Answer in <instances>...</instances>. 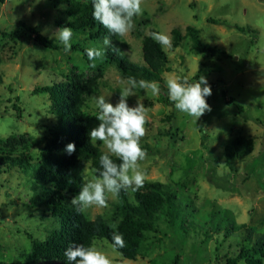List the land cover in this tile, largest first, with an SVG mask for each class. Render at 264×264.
<instances>
[{"label": "rangeland", "instance_id": "obj_1", "mask_svg": "<svg viewBox=\"0 0 264 264\" xmlns=\"http://www.w3.org/2000/svg\"><path fill=\"white\" fill-rule=\"evenodd\" d=\"M65 7L63 3L54 7L49 0L0 3V152L39 159L57 119L43 90L48 84L73 79L100 82V91L84 105L93 115L98 111L93 97L104 95L113 105L119 100L128 78L117 66L103 58L92 66L83 51L72 47L66 52L57 40L61 48L54 50L5 34L25 22L39 25L52 37L67 27ZM209 17L237 23L244 30L211 22ZM134 19L135 27L126 36L108 37L112 43L121 44L130 60L143 64V37L152 28L165 31L171 46L163 48L172 68L164 71L165 78L206 76L213 89L208 97L211 111L195 123L162 92L152 96L150 90L136 89L150 109L141 139L147 156L139 163L146 180L169 184L175 211L159 212L157 230L146 232L145 248L135 260L124 258L105 238L94 241L113 264H224V256L236 254L240 246L251 250L264 243V0H143V13ZM188 25L200 30L203 42L222 47L229 56H205L194 50L186 34ZM175 28L185 35L177 46H173ZM72 41L85 48L103 45L88 39L87 32L75 34ZM137 96L128 98L130 106ZM228 100L238 102L243 111ZM240 130L255 136V150L245 160H230L224 148ZM100 148L106 151L102 142ZM4 169L0 167V261L23 263L34 237L45 238L57 224H52L49 210L31 204L35 187L31 176L18 168ZM92 170L86 161L83 176ZM117 201V195L109 194L107 207L84 212L92 219L102 215L116 226ZM242 224L246 227L239 229ZM54 262L44 259L39 264Z\"/></svg>", "mask_w": 264, "mask_h": 264}, {"label": "trees", "instance_id": "obj_2", "mask_svg": "<svg viewBox=\"0 0 264 264\" xmlns=\"http://www.w3.org/2000/svg\"><path fill=\"white\" fill-rule=\"evenodd\" d=\"M5 0H0L4 2ZM54 7L65 4V13L69 17L67 27L73 29L74 35L87 32L88 39L103 41L113 34L95 20L92 16V0H49ZM214 23H224L235 26L240 30L244 27L237 23H230L225 19L209 17ZM156 31L154 28L150 32ZM173 46H177L185 36L177 28L173 30ZM11 38L25 41H34L37 45L48 49L58 50L59 42L42 32L39 25L23 22L15 31L5 33ZM186 34L192 40V48L198 53L207 55L229 56L220 46H212L200 38V30L194 25L187 26ZM73 35V36H74ZM120 53H114L111 48L103 56L105 63L118 67L126 77H136L137 80L158 81L163 95H167L166 78L164 71H171L170 58L158 42L145 35L142 40L143 64L129 59L123 46L114 42ZM102 45L101 47H103ZM72 47L86 54L85 47L79 42L72 41ZM2 78L0 76V82ZM101 89V84L95 79L82 82L73 79L71 83H52L43 87L49 94L50 111L56 116V126L51 130V137L38 160L22 154L0 152V167L6 170L18 168L27 176H31L35 187L30 202L38 207H45L51 213L52 224L45 238H35L26 262L0 264H39L42 260H54L52 264H67L64 255L70 243L91 244L96 239L105 238L111 243L114 230L123 233L124 248L116 250L124 257L137 259L138 253L145 248L146 232L156 231L159 212L175 211L174 192L169 184L162 181L145 180L144 186L136 192L121 191L117 195L115 214L120 217L119 223L114 226L104 216L90 218L86 212H77L70 203L72 195H77L84 183V164L91 162L92 168H100V141L93 144L90 141V130L96 127L99 121L96 115L84 110L87 98ZM234 105L243 111V106L235 100ZM75 142L76 151L68 154L66 146ZM256 138L242 130L225 145L224 153L230 160H245L255 150ZM64 149L66 152H62ZM116 163L120 160L113 156ZM4 169V170H5ZM17 169V170H18ZM246 225H240L239 229ZM33 236V235H32ZM238 249L236 254H226L224 264H264V243L254 246L251 250ZM49 264V263H47Z\"/></svg>", "mask_w": 264, "mask_h": 264}, {"label": "clouds", "instance_id": "obj_3", "mask_svg": "<svg viewBox=\"0 0 264 264\" xmlns=\"http://www.w3.org/2000/svg\"><path fill=\"white\" fill-rule=\"evenodd\" d=\"M143 13V0H92V16L116 37L126 36L135 27V19ZM151 38L165 49L171 46L170 36L162 30L149 33ZM73 29L61 27L51 38L59 41L66 52L72 50ZM103 47L91 46L85 49L88 60L95 66L97 58H103L108 49L119 54L120 49L105 37ZM167 97L176 110L197 121L211 111L208 97L213 93L206 76L199 75L192 79L188 75H171L166 79ZM150 90L152 96H159L161 86L158 81L137 80L129 77L121 88L119 100L113 105L104 95L93 97L94 106L98 110L96 127L91 128L90 141L102 142L106 148L100 155V168H94L92 174L85 175L80 192L75 195L71 204L77 212H83L92 207H107L109 194L119 195L131 189L139 191L145 183L147 174L142 169L140 161L147 156L141 145V139L146 133V123L150 119V109L136 95V89ZM137 96L135 105L130 106L128 98ZM68 154L76 151L75 142L66 146ZM113 156L120 160L116 163ZM111 247L124 248L123 233L113 231ZM64 255L67 264H113L109 255L93 241L89 245L70 243Z\"/></svg>", "mask_w": 264, "mask_h": 264}]
</instances>
